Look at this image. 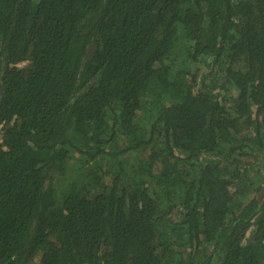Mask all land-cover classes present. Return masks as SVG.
<instances>
[{
  "label": "trees",
  "instance_id": "16d2710c",
  "mask_svg": "<svg viewBox=\"0 0 264 264\" xmlns=\"http://www.w3.org/2000/svg\"><path fill=\"white\" fill-rule=\"evenodd\" d=\"M0 128V264H264V0H0Z\"/></svg>",
  "mask_w": 264,
  "mask_h": 264
},
{
  "label": "rangeland",
  "instance_id": "374dc122",
  "mask_svg": "<svg viewBox=\"0 0 264 264\" xmlns=\"http://www.w3.org/2000/svg\"><path fill=\"white\" fill-rule=\"evenodd\" d=\"M0 137H1V128H0ZM39 259V258H38Z\"/></svg>",
  "mask_w": 264,
  "mask_h": 264
}]
</instances>
